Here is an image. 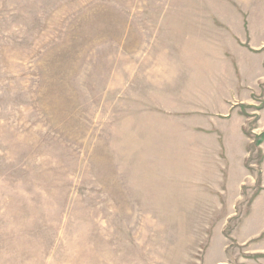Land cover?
Returning a JSON list of instances; mask_svg holds the SVG:
<instances>
[{
  "label": "rangeland",
  "instance_id": "1",
  "mask_svg": "<svg viewBox=\"0 0 264 264\" xmlns=\"http://www.w3.org/2000/svg\"><path fill=\"white\" fill-rule=\"evenodd\" d=\"M0 264H264V0H0Z\"/></svg>",
  "mask_w": 264,
  "mask_h": 264
},
{
  "label": "crops",
  "instance_id": "2",
  "mask_svg": "<svg viewBox=\"0 0 264 264\" xmlns=\"http://www.w3.org/2000/svg\"><path fill=\"white\" fill-rule=\"evenodd\" d=\"M223 60L217 62L220 63L217 67L218 74L214 77V85L215 87H222L221 84H225L228 90L226 92H221L217 94L215 91L210 92L207 99L204 100V108L209 110L210 112L213 110H224L223 113L228 115L229 107L226 103L225 96L232 94H245L250 95L252 92L251 83L253 79L257 81L256 77L252 76L249 71L251 67H247L243 64L237 65L234 67L233 65H229L230 62H233L227 56H222ZM246 63V62H245ZM235 70L237 72H235ZM225 73V75H224ZM230 116V114H229ZM228 118V123L225 124L223 128H220L219 131H222L223 134L218 136L221 138V147L227 153H224L225 160H228L229 164V173H240V169L242 168L241 163V153H242V141L244 140L242 132H241V122L238 121L235 117ZM211 126V130L214 129L213 125ZM220 147V146H219ZM233 152L238 151V155H235ZM224 165V164H223ZM226 168V166H225ZM237 168V169H236Z\"/></svg>",
  "mask_w": 264,
  "mask_h": 264
}]
</instances>
